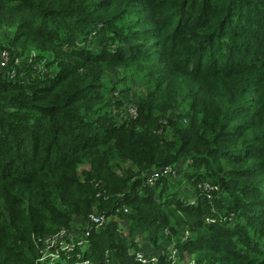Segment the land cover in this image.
Instances as JSON below:
<instances>
[{
  "label": "trees",
  "instance_id": "1",
  "mask_svg": "<svg viewBox=\"0 0 264 264\" xmlns=\"http://www.w3.org/2000/svg\"><path fill=\"white\" fill-rule=\"evenodd\" d=\"M2 33L50 58L0 68V264H39L36 238L96 212L120 220L91 264H140L136 235L166 230L196 264H264V0H1ZM127 67L147 75L130 102L107 76Z\"/></svg>",
  "mask_w": 264,
  "mask_h": 264
},
{
  "label": "built area",
  "instance_id": "2",
  "mask_svg": "<svg viewBox=\"0 0 264 264\" xmlns=\"http://www.w3.org/2000/svg\"><path fill=\"white\" fill-rule=\"evenodd\" d=\"M13 61H15L16 66L22 68L27 63L31 65L33 58L22 60L19 56L15 57L12 50H0V68H6V76L15 80L17 76L21 75L15 67H12L11 64ZM11 68L12 70H10ZM135 116L131 117L134 118ZM163 178L177 179L178 169L172 166H166L154 170L147 176V182L150 186L155 187ZM96 187H99V191L96 194V197L99 199L105 193L104 190L106 189V185L104 186L103 183H99L96 184ZM199 189L206 193L210 200L213 199L214 194L219 193V188L210 183L199 186ZM125 213H129V210L125 209ZM111 220L112 218L108 217L107 214H100L97 212L91 213L84 221L78 222L77 227L73 230H62L54 236L36 238L35 243L40 253L39 264H91V262L85 260V258L90 252V239L92 234L94 232L98 233L102 228L106 227ZM213 222L215 221L213 220ZM166 233H168L167 230ZM172 243L173 240L171 239L169 254L167 255L164 254V249L157 250L154 248H149L147 254L144 252L146 251L144 249L138 251L134 250L131 252V255L134 256L135 260L140 264H159L163 257H167L170 264H196L194 257H185L186 259H182L179 249L175 244L172 247Z\"/></svg>",
  "mask_w": 264,
  "mask_h": 264
},
{
  "label": "rangeland",
  "instance_id": "3",
  "mask_svg": "<svg viewBox=\"0 0 264 264\" xmlns=\"http://www.w3.org/2000/svg\"><path fill=\"white\" fill-rule=\"evenodd\" d=\"M14 39V36L13 34L12 35H8L6 33H2V35H0V50H5L7 47L8 48H11L12 50L13 49H16V48H19V53L21 56H19L20 58H22V60H26V59H30V58H33V62H34V56L37 57L38 55V59H37V64H35V67H32V69H30L31 73H35L37 71H39V67L40 66H43V64L50 58L49 56V53L48 52H43V51H39L38 49L36 48H24V47H21L20 44H18L17 46H12L10 44L11 40ZM6 47V48H5ZM116 48V46H110L109 47V50L110 51H114ZM11 51V50H10ZM35 54V55H34ZM50 55H52V52H50ZM44 62V63H43ZM12 67H15L16 69H18V67L16 66L15 64V61H13V63L11 64ZM26 65V64H25ZM30 68L32 65H28ZM25 69V68H24ZM1 70L5 71L6 68H1ZM12 70V68L10 69ZM119 69L115 70L114 72H107V76H111V79L115 78V82L118 83L116 85V88L118 90L117 94H118V100L120 99H123V101L125 102H130V100L136 96V100H137V94L140 92V88L138 87V84H144V81L142 79H139L137 76H147L146 74H141L139 75L138 72L132 68V67H127V70L122 74V76H120V74L118 73ZM27 71V70H26ZM51 71H55L56 72V67L53 66ZM28 72V71H27ZM29 74V73H28ZM21 76H24L21 75ZM112 82L114 85H115V82ZM120 83V84H119ZM140 89V90H139ZM114 91V93L116 92ZM135 114H137V110L136 108L134 107V105H130L128 106V115L130 116H135ZM171 114H168L167 116H163L162 114H160V117L162 118V120L164 121V124H166V119L168 117L171 118ZM131 165V164H130ZM187 165H188V162L187 161H184L178 168V170L180 168L182 169H186L187 168ZM127 168V166H121V168H118V169H115V171L117 170V172L120 174L122 172H125V169ZM181 183H183L182 185H180ZM177 187H173V191L175 192L176 190H178L179 192H184L186 191V189H188L187 185H186V182L185 180H183V182H181ZM194 188L190 187V191L191 193L193 192ZM167 196H168V193L167 195H165V199H167ZM160 197V196H159ZM219 198V197H218ZM119 221L120 219L116 218V217H113L112 218V221ZM213 220L215 221L216 220V223L217 221H219V217L218 218H215V217H208L206 219V222L208 224H211V225H214L216 224L215 222H213ZM84 220H81L80 222H82ZM111 221V222H112ZM121 227L122 229H127V224L126 222L121 218ZM129 231V230H128ZM130 233H127V236H129ZM172 234V237L173 238H168L170 237ZM183 234V230H180L179 231V236H182ZM161 237H160V236ZM139 237L141 238H144L146 239L148 242L146 243L145 240L143 239H140ZM153 237H157V238H161L162 240H159L158 239V242L155 243L154 240L152 239H149L147 236H140V234H137L136 235V239L137 240V243H138V246L141 250H146L144 251L146 254L147 252H149V248H154V249H157V250H161V249H164V254L167 255L169 254V248H170V244H171V240H168V239H172L173 240V243H172V247L174 246V244H178V241H179V237H177L176 235H174L171 231L166 233V231H163V232H158V233H154ZM145 244H148L147 245V249L144 248ZM177 247V246H176ZM186 257H188L186 255Z\"/></svg>",
  "mask_w": 264,
  "mask_h": 264
},
{
  "label": "crops",
  "instance_id": "4",
  "mask_svg": "<svg viewBox=\"0 0 264 264\" xmlns=\"http://www.w3.org/2000/svg\"><path fill=\"white\" fill-rule=\"evenodd\" d=\"M139 238L145 240L146 243L148 242V241H147L146 239H144V238H141V237H139ZM139 238H138V239H139ZM138 239H137V240H138ZM147 245H148V244H145V246H144L145 249H147ZM138 249H139V246H138V243H137V248H136V250H138Z\"/></svg>",
  "mask_w": 264,
  "mask_h": 264
},
{
  "label": "clouds",
  "instance_id": "5",
  "mask_svg": "<svg viewBox=\"0 0 264 264\" xmlns=\"http://www.w3.org/2000/svg\"><path fill=\"white\" fill-rule=\"evenodd\" d=\"M111 221H112V220H111ZM140 236H141V234H140ZM170 245H171V244H170ZM138 250H140V248H139ZM138 250H137V251H138ZM185 257H186V256H185Z\"/></svg>",
  "mask_w": 264,
  "mask_h": 264
}]
</instances>
